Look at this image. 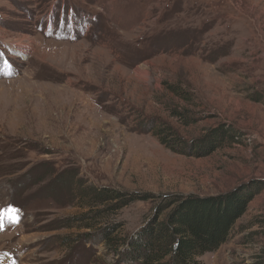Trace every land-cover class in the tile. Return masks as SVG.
Masks as SVG:
<instances>
[{"label": "rangeland", "instance_id": "rangeland-1", "mask_svg": "<svg viewBox=\"0 0 264 264\" xmlns=\"http://www.w3.org/2000/svg\"><path fill=\"white\" fill-rule=\"evenodd\" d=\"M149 121L234 138L177 154ZM67 171L154 199L70 229L88 211L75 180L55 184ZM242 191L256 197L202 264L264 262V0H0V264H116L101 229L128 240L169 198Z\"/></svg>", "mask_w": 264, "mask_h": 264}, {"label": "trees", "instance_id": "trees-1", "mask_svg": "<svg viewBox=\"0 0 264 264\" xmlns=\"http://www.w3.org/2000/svg\"><path fill=\"white\" fill-rule=\"evenodd\" d=\"M156 122H144L142 131L153 134L177 154L207 156L216 151L227 137L234 138L229 129H225L226 126L220 125L210 131L204 141L187 144L178 139L172 128L167 127L168 132L163 131ZM168 135H175L174 140L167 139ZM75 175V172L67 171L57 176L55 184L59 180H62V184L66 180L71 182L77 179ZM76 183L78 185H74L77 188L71 191L72 196L79 199L82 208L83 203H86L84 210L88 212L70 219L68 222L71 224L67 226L70 229L78 225L77 228L81 230H96L100 225L98 221L104 219V212L109 208L119 211L131 203L154 199L153 196L127 194L107 187L87 188L83 180ZM255 195L242 191L214 199L169 198L166 203L155 208L153 217L135 237L128 240L120 237L122 227L112 225L101 229L95 241L104 244L110 253H114L116 264H202L201 258L204 255L219 250L227 242ZM99 207L103 208L95 211Z\"/></svg>", "mask_w": 264, "mask_h": 264}, {"label": "bare ground", "instance_id": "bare-ground-1", "mask_svg": "<svg viewBox=\"0 0 264 264\" xmlns=\"http://www.w3.org/2000/svg\"><path fill=\"white\" fill-rule=\"evenodd\" d=\"M25 39V38H24ZM26 40H29V39H26ZM14 43H16V44H18V45H20L21 47L23 46V47H26V46H24L25 44H23V42H14Z\"/></svg>", "mask_w": 264, "mask_h": 264}]
</instances>
